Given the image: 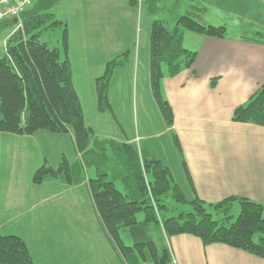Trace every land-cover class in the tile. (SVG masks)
<instances>
[{
	"label": "crops",
	"instance_id": "1",
	"mask_svg": "<svg viewBox=\"0 0 264 264\" xmlns=\"http://www.w3.org/2000/svg\"><path fill=\"white\" fill-rule=\"evenodd\" d=\"M126 5L127 11L133 9L129 0ZM202 8L209 17L208 25L224 26L227 33L223 39L184 34V47L196 52L197 58L191 69H184L176 77H171L168 69L163 70L162 95L174 115L172 127L164 121L165 131L175 134L179 141L180 167L193 199L214 204L235 197L264 206V127L232 121L235 109L247 104L264 85V42L254 39L264 34V0H211ZM251 18L259 25L250 24ZM123 50L115 51L116 56L103 63L99 53L94 58L100 62L94 63L98 59L91 58L89 65L103 66L105 71L108 62L129 52L127 66L130 73L141 72L140 99L145 105L146 98L150 100L146 90L151 89L150 42L148 58L143 55L142 61L139 54ZM68 57L73 71L69 47ZM83 58L87 65L89 58ZM99 74L87 76L96 102L95 81L102 76ZM73 81L78 93L74 71ZM109 101L116 119L110 92ZM105 115L97 109L96 120L101 121ZM85 119L98 139L137 144L144 155L167 164L149 145L153 135L138 131L136 136L120 141ZM62 136L70 137L68 141L73 144L68 134H0V236L22 238L36 264H119L85 184L32 183L35 172L45 164L57 168L62 159L70 164L77 161L75 151L71 157L70 148L60 143L66 139ZM70 157L74 162L69 161ZM88 177H95L94 168L88 170ZM169 241V264H264V259L225 245L204 246L190 235L174 236Z\"/></svg>",
	"mask_w": 264,
	"mask_h": 264
},
{
	"label": "trees",
	"instance_id": "2",
	"mask_svg": "<svg viewBox=\"0 0 264 264\" xmlns=\"http://www.w3.org/2000/svg\"><path fill=\"white\" fill-rule=\"evenodd\" d=\"M62 0H36L19 20L0 23V31L14 24V32L6 42V55L0 59V134L32 136L39 131L68 134L72 138L77 161L70 164L62 159L57 168L43 165L32 178L35 186L59 182L69 186L85 184L101 229L119 261L135 251L142 259L154 264H169L168 250L159 255L155 243L148 237L150 224H158L165 236L171 238L190 235L204 246L221 244L264 259V206L244 198H228L209 204L198 197L188 200L174 182L170 169L161 161L144 155L137 144L119 143L96 137L95 130L85 119L80 97L75 89L73 71L68 57V30L63 31L62 50L41 40L43 28L55 29L64 25L56 20L51 10ZM156 0H147L154 11ZM137 6L139 0H129ZM143 4V0H140ZM186 32L223 39L224 26L204 25L190 16H177L175 26L168 27L160 20L151 24L150 31V86L153 97L169 127L173 126L171 106L163 98V66L176 77L184 69H191L197 53L183 45ZM129 52L108 62L102 76L95 81L97 109L112 112L109 101L110 82L117 68L125 65ZM235 123L264 127V85L233 113ZM174 143L182 150L175 134ZM185 166V162H183ZM94 168L95 177H88ZM117 183L124 191L117 189ZM172 197L177 202L192 206L191 212L163 219L164 201ZM235 203L241 211L235 222L229 212ZM208 210L223 213L214 220ZM145 214L138 222L137 215ZM129 228L135 241L133 248L125 247L120 230ZM148 248V253L146 252ZM0 264H36L26 242L17 236H0Z\"/></svg>",
	"mask_w": 264,
	"mask_h": 264
},
{
	"label": "rangeland",
	"instance_id": "3",
	"mask_svg": "<svg viewBox=\"0 0 264 264\" xmlns=\"http://www.w3.org/2000/svg\"><path fill=\"white\" fill-rule=\"evenodd\" d=\"M210 1L156 0L154 11H151L147 0H143V4L139 0L137 6H133L131 11H127L126 0H62L51 10V13L56 20L64 22V25L55 29L46 30L43 28L41 30L42 42L62 50V36L67 25L74 80L78 93L82 98L84 114L88 122L95 123L99 131H104L109 133V135L113 134V139L120 141L136 136L138 131L143 135H153L155 138L149 144L150 147L164 159V163L168 164L166 166L170 167L174 182L181 188L188 200H192L193 195L185 184L183 170L180 167L178 148L174 143L172 134L165 131V120L159 107L154 103L150 87L147 88L148 92L146 90L150 100L146 98V104L144 105V102L140 99L142 96L141 72L139 71L138 75L137 71L130 73L131 69L127 66L129 59L125 63V67L116 69V73H114L110 83L109 92L117 118H114L112 112H106L105 117H100L101 121L99 122L96 120L97 102L92 98L91 86L87 76L98 73L103 75V66H93L94 63L100 62L99 58H94L99 53L104 57L101 63L105 59L115 57V51L121 53L124 51L123 49L131 50L132 55L139 54L141 61L143 60V55L147 59L149 54L150 23L152 24L155 20H160L168 27L173 28L178 15H187L201 24L208 25L210 20L206 12L202 10V7H206ZM249 17L252 16L249 15ZM250 24H256V20L251 18ZM256 25L258 26L259 24L257 23ZM14 29L13 24L4 27L0 31V59L6 55V42L8 37L14 32ZM186 34L192 35L193 33L186 32ZM254 39L264 42V34L254 36ZM117 47L118 50L115 49ZM84 55L89 58L87 59V65L86 59L83 58ZM91 58L92 61L94 59L98 60L89 65ZM166 69L167 66L164 65L163 70L165 71ZM137 88L138 90H136ZM136 92H138V95ZM62 138H66L64 139L66 141L61 139L60 143L62 145L64 143L65 149L70 148V155L73 157V144L68 141L70 137L62 136ZM137 146L139 147V145ZM71 157L69 161L72 163L74 159ZM117 189L119 191L125 190L119 183H117ZM164 205L166 208L160 211L163 219L178 217L182 212L192 211L191 205L177 202L171 196L165 199ZM208 211L213 215L214 220H221L225 217L222 212ZM240 211V204L235 203L228 214L233 217L231 222L236 221ZM144 219V213L137 215L138 222H142ZM147 234L155 243L159 255H164L165 250H168L172 257L169 238L165 236L160 225L150 224ZM120 238L125 247L133 248L135 246V241L129 228L120 230ZM147 249L146 252L148 253ZM119 264H154V262L151 259L144 261L140 253L135 249L129 256L122 257V262L119 261Z\"/></svg>",
	"mask_w": 264,
	"mask_h": 264
},
{
	"label": "built area",
	"instance_id": "4",
	"mask_svg": "<svg viewBox=\"0 0 264 264\" xmlns=\"http://www.w3.org/2000/svg\"><path fill=\"white\" fill-rule=\"evenodd\" d=\"M35 2L36 0H0V23L12 19L19 20L21 15Z\"/></svg>",
	"mask_w": 264,
	"mask_h": 264
}]
</instances>
